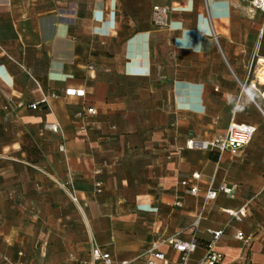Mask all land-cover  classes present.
<instances>
[{
	"label": "crops",
	"instance_id": "crops-1",
	"mask_svg": "<svg viewBox=\"0 0 264 264\" xmlns=\"http://www.w3.org/2000/svg\"><path fill=\"white\" fill-rule=\"evenodd\" d=\"M251 1L0 0V264H92L95 247L144 264L177 234L196 238L199 264L208 229L224 231L222 264H264V16ZM86 107L97 114L77 118ZM232 121L257 127L242 157L186 148ZM195 172L193 196L181 182ZM224 183L235 198L219 193L196 228ZM244 205L241 221L223 211Z\"/></svg>",
	"mask_w": 264,
	"mask_h": 264
},
{
	"label": "built area",
	"instance_id": "built-area-1",
	"mask_svg": "<svg viewBox=\"0 0 264 264\" xmlns=\"http://www.w3.org/2000/svg\"><path fill=\"white\" fill-rule=\"evenodd\" d=\"M252 6L260 11L264 16V0H252ZM168 14L169 8L165 6L155 5L152 10V21L155 26L163 27L168 24ZM264 33V30L262 31ZM216 41L217 38L215 37ZM246 91V84L241 85V94ZM65 94L67 96H76L83 98L85 97V90L69 89L66 90ZM97 114V110L94 107H86L76 113V117L79 119H87L89 116ZM46 128L53 131H59L58 124H47ZM257 131V127L248 123H239L232 121L228 127L225 136L216 138L211 141H198L194 139H189L186 142V148L189 150L199 149V150H213L219 155L229 151L234 157L240 158L243 156L244 150L249 146L253 140V137ZM60 150H64V146L60 147ZM193 182L189 180H183L181 185L185 187L186 192L196 196L199 192V187L197 181L200 180L201 175L195 172L191 176ZM239 185L237 183L222 184L218 189L209 188L206 191L205 202L203 208L198 212L194 226L199 227L201 221L204 219V212L209 201L215 200L219 193H223L228 198H235L238 191ZM97 192H101V183L97 184ZM73 200H76L73 196ZM228 213L232 218L237 221H241L243 217L247 215V205H244L239 210H223ZM207 232L210 234L211 238L207 243V253L199 264H222L224 260V255L216 251L215 247L219 239L223 236V230H213L208 229ZM236 238L249 244L252 240V235H245L243 232H237ZM168 245L172 247L179 253V264H194L191 262L192 254L198 248V242L195 237L189 240L183 239L179 234L173 235L167 238H162L160 241L155 242L141 257L144 258V264H169L166 254L160 251V246ZM19 256L22 258L24 256L23 252H19ZM98 261H103L105 264H113L110 254L104 253L100 248L95 247L92 250V264ZM16 264H27L26 262L20 260ZM75 264H87L85 262H76ZM122 264H128L123 262Z\"/></svg>",
	"mask_w": 264,
	"mask_h": 264
},
{
	"label": "rangeland",
	"instance_id": "rangeland-1",
	"mask_svg": "<svg viewBox=\"0 0 264 264\" xmlns=\"http://www.w3.org/2000/svg\"><path fill=\"white\" fill-rule=\"evenodd\" d=\"M246 90H247V91L249 90L248 85L246 86ZM260 91H263V90L261 89ZM255 98H256L257 102H259V103H260L261 101H263L261 95H259V97H258V96H255ZM139 262H140V261H139ZM137 264H140V263L137 262Z\"/></svg>",
	"mask_w": 264,
	"mask_h": 264
},
{
	"label": "bare ground",
	"instance_id": "bare-ground-1",
	"mask_svg": "<svg viewBox=\"0 0 264 264\" xmlns=\"http://www.w3.org/2000/svg\"><path fill=\"white\" fill-rule=\"evenodd\" d=\"M261 61H263V60H261Z\"/></svg>",
	"mask_w": 264,
	"mask_h": 264
},
{
	"label": "trees",
	"instance_id": "trees-1",
	"mask_svg": "<svg viewBox=\"0 0 264 264\" xmlns=\"http://www.w3.org/2000/svg\"><path fill=\"white\" fill-rule=\"evenodd\" d=\"M214 158H216V157H214Z\"/></svg>",
	"mask_w": 264,
	"mask_h": 264
}]
</instances>
